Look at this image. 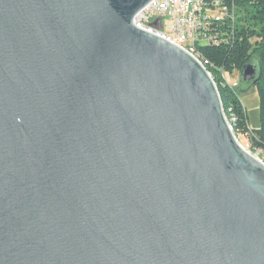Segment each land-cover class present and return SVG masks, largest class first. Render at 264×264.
Returning a JSON list of instances; mask_svg holds the SVG:
<instances>
[{
    "label": "water",
    "instance_id": "obj_1",
    "mask_svg": "<svg viewBox=\"0 0 264 264\" xmlns=\"http://www.w3.org/2000/svg\"><path fill=\"white\" fill-rule=\"evenodd\" d=\"M152 1L0 0V264H264V164Z\"/></svg>",
    "mask_w": 264,
    "mask_h": 264
},
{
    "label": "built area",
    "instance_id": "obj_2",
    "mask_svg": "<svg viewBox=\"0 0 264 264\" xmlns=\"http://www.w3.org/2000/svg\"><path fill=\"white\" fill-rule=\"evenodd\" d=\"M237 20V6L231 0H153L136 15L134 25L183 49L204 66L199 49L230 44ZM223 77L232 89L239 87V79L235 78L231 83L228 76ZM226 120L234 133L232 124L235 119L226 117ZM238 143L264 164V146L254 147L252 142Z\"/></svg>",
    "mask_w": 264,
    "mask_h": 264
},
{
    "label": "trees",
    "instance_id": "obj_3",
    "mask_svg": "<svg viewBox=\"0 0 264 264\" xmlns=\"http://www.w3.org/2000/svg\"><path fill=\"white\" fill-rule=\"evenodd\" d=\"M231 1L238 10L234 37L227 45L201 47L200 60L218 88L226 117L235 119L232 124L234 135L252 142L254 147H261L264 146V0ZM251 62L259 68V80L255 87L247 91L244 90L246 86L240 85L236 89L229 87L223 75L240 74ZM255 89L259 96L260 129L252 131L240 96Z\"/></svg>",
    "mask_w": 264,
    "mask_h": 264
},
{
    "label": "rangeland",
    "instance_id": "obj_4",
    "mask_svg": "<svg viewBox=\"0 0 264 264\" xmlns=\"http://www.w3.org/2000/svg\"><path fill=\"white\" fill-rule=\"evenodd\" d=\"M240 74L236 73L232 76H228L227 79L229 82L233 83L236 79H239ZM240 101L243 104L244 108L247 111L249 118V127L252 131H257L260 129V121H259V96L255 90L250 91L246 94H241ZM238 141L242 144H246V140L243 137H237Z\"/></svg>",
    "mask_w": 264,
    "mask_h": 264
}]
</instances>
